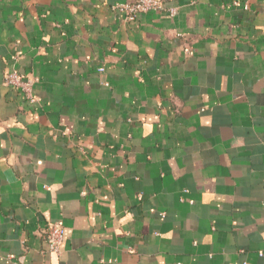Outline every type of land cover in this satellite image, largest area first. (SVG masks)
I'll list each match as a JSON object with an SVG mask.
<instances>
[{
  "label": "crops",
  "instance_id": "1",
  "mask_svg": "<svg viewBox=\"0 0 264 264\" xmlns=\"http://www.w3.org/2000/svg\"><path fill=\"white\" fill-rule=\"evenodd\" d=\"M122 1L0 0V264H264V0Z\"/></svg>",
  "mask_w": 264,
  "mask_h": 264
},
{
  "label": "built area",
  "instance_id": "2",
  "mask_svg": "<svg viewBox=\"0 0 264 264\" xmlns=\"http://www.w3.org/2000/svg\"><path fill=\"white\" fill-rule=\"evenodd\" d=\"M238 4L237 1H235ZM113 9L119 10L125 14L127 19L133 20L141 12L165 10L166 5L163 0H136L133 2L122 1L113 6ZM171 13L176 12V8L170 9ZM100 71H104L103 68ZM6 84L20 89L31 101L34 100L33 89L34 79L25 77L17 69L12 70L6 77ZM49 250L54 253H61L65 241V226L62 221L52 222L48 232ZM15 264H25L17 261Z\"/></svg>",
  "mask_w": 264,
  "mask_h": 264
}]
</instances>
